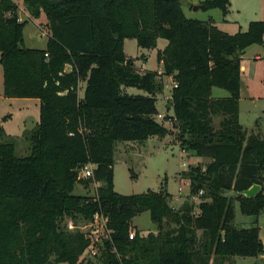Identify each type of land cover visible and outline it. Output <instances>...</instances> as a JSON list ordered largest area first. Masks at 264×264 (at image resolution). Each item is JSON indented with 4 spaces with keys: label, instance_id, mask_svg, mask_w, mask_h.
<instances>
[{
    "label": "trees",
    "instance_id": "trees-1",
    "mask_svg": "<svg viewBox=\"0 0 264 264\" xmlns=\"http://www.w3.org/2000/svg\"><path fill=\"white\" fill-rule=\"evenodd\" d=\"M22 1L30 19L43 15L47 42L43 49L25 47L27 20H19L15 0H0L3 96L39 101L27 156H16L14 144L1 141L0 126V264H93L80 256L90 245L96 212L107 217L109 232L95 264H207L210 253H263L257 226L232 225L233 199L223 192L236 193L243 214L264 211V137L248 132L238 116L241 56L264 41V20L230 34L210 18H187L180 0ZM229 5L230 0H203L199 8H219L226 16ZM126 38L146 49L166 40L156 60L176 85L168 102L173 114L165 120L180 131L183 150L209 159L204 169L190 166L187 173L190 194L202 190L196 214L185 202L173 210L167 191L114 190L115 143L168 134L155 118L158 73L136 70L123 50ZM127 87L145 94L128 93ZM212 87L228 95L213 97ZM218 114L215 129L212 116ZM88 162L92 176L79 177ZM92 182L100 184L93 196L73 193L76 183ZM252 184L261 186L254 196L241 194ZM144 211L159 231L144 236L136 230L130 239L131 219ZM66 216L70 228L60 223ZM78 219L89 225L86 231ZM170 223L176 227L163 231ZM196 230L204 238L202 254L194 247Z\"/></svg>",
    "mask_w": 264,
    "mask_h": 264
},
{
    "label": "rangeland",
    "instance_id": "rangeland-1",
    "mask_svg": "<svg viewBox=\"0 0 264 264\" xmlns=\"http://www.w3.org/2000/svg\"><path fill=\"white\" fill-rule=\"evenodd\" d=\"M182 10L187 18L207 20L212 19L216 26L224 31L233 34L237 31H245L247 25L253 20H264V0H232V6L227 16H223L219 8L202 10L195 8L203 0H180ZM17 4V14L19 20H27L23 28V45L30 48L43 49L47 42V28L43 15L38 19H30L29 13L22 0H15ZM223 18L228 19V23L223 22ZM166 40L158 39L157 46L154 49L141 48L136 40L127 38L124 41V51L134 60V67L139 72L157 71L156 80L161 85V90L156 93V107L159 110L155 116L158 122H162L168 129V134L164 137L153 136L143 142L122 141L114 145L113 159V183L114 190L120 194H140L147 190L170 191L178 193V201L169 193L167 198L169 206L173 210L184 202L192 207L191 214L198 212V201L194 195L189 192L190 179L188 171L190 166H199L205 168L209 159L207 157L196 158L188 150H183L181 146L180 131L174 127L171 121L165 120L168 116V102L171 97V89L174 81L171 75L163 72V67L158 72V62L156 60V48H162ZM255 53L260 54L259 59H255ZM239 82L240 98L239 122L247 131H253L259 136L264 137V44L256 48L246 50L241 59ZM2 68L0 65V126L4 128L1 137L2 142H11L14 144V153L16 156L24 157L31 152V135L39 117V105L27 101L26 98H6L3 96ZM84 84L81 82L79 95L83 93ZM127 92L131 94H145L143 90L135 87H127ZM212 96L228 95V92L222 88L214 87ZM172 113V112H171ZM6 116V117H5ZM5 117V118H4ZM222 115L212 116V124L215 129L219 128ZM256 120V121H255ZM26 122L28 127H23ZM3 126H2V125ZM252 127V128H251ZM253 129V130H250ZM85 167L91 168V163H85L79 169V177H82L80 170ZM263 183L262 192L264 193V169L262 172ZM185 180H180V178ZM100 184L92 182L88 186L76 183L73 193L77 195L93 196L96 188ZM225 195L233 199L234 218L232 225L235 227H258V238L261 243L263 253L256 256H238L233 255L227 258L215 257L209 254L207 264H264V211L259 215L243 214L239 210L237 201L234 199L236 193L232 190L224 191ZM78 219L77 225L81 231H86L88 226H84ZM92 220V232L90 234V245L85 250L80 259L90 260L93 264L99 261V251L102 241L107 237L108 230L103 227L104 219ZM165 222V219L163 220ZM61 224H66L68 228L72 225V220L66 216L62 218ZM163 231L168 228L176 227L170 223L169 227L163 225ZM129 230H138L140 235L148 233L157 234L159 228L150 219L149 212L144 211L136 215L131 222ZM197 243L195 248L204 253L200 247L204 241L202 231L195 232ZM66 264V263H59Z\"/></svg>",
    "mask_w": 264,
    "mask_h": 264
},
{
    "label": "crops",
    "instance_id": "crops-1",
    "mask_svg": "<svg viewBox=\"0 0 264 264\" xmlns=\"http://www.w3.org/2000/svg\"><path fill=\"white\" fill-rule=\"evenodd\" d=\"M232 0H230V5H229V11H228V13L226 14V16L229 14V12H230V8H231V6H232ZM223 22L225 23V24H227L228 23V19H225V18H223ZM220 30H222V31H224L222 28H220L219 26H217ZM226 32V31H225ZM228 33V32H227ZM127 39V38H126ZM125 39V40H126ZM124 40V41H125ZM166 44V43H165ZM165 44H164V46H165ZM264 44V41L261 43V44H252V45H250V46H248L245 50H244V52H243V54L245 53V51L246 50H249V49H251V48H256V47H258V46H262ZM163 46V47H164ZM162 47V48H163ZM162 48H156V50L157 49H162ZM154 49V48H153ZM123 50H124V42H123ZM124 53H125V51H124ZM126 54V53H125ZM243 54H242V56H243ZM127 56H129L128 54H126ZM242 56H241V59H242ZM254 58L255 59H259L260 58V54H258V53H255V56H254ZM158 72H160V68L162 67V65H161V63H158ZM241 68H243V65L240 67V69ZM213 88L214 87H212L211 88V94H212V91H213ZM3 91V90H2ZM126 91H128L127 90V88H126ZM212 96V95H211ZM213 97H225V95H215V96H213ZM12 99V98H11ZM26 100L27 101H31V102H34V104L35 105H39V101H38V99H35V98H26ZM157 108V107H156ZM157 110H158V108H157ZM238 111H239V114H238V116H239V118H240V109H239V102H238ZM172 112V108H168V115H172L173 114V112ZM158 113H159V110H158ZM38 120H39V117H38V119L35 121V124L38 122ZM256 121V120H255ZM25 122V121H24ZM2 125V124H1ZM3 126V125H2ZM165 127H166V125H164ZM23 127H25V128H27L28 127V124H26V122L23 124ZM3 128V127H2ZM252 128V127H251ZM3 130H4V128H3ZM250 130H253V129H250ZM193 157H196V158H199L198 156H195V155H193ZM113 177H114V173H113ZM180 178V177H179ZM180 180H185V181H187V179H185V178H180ZM113 187H114V183H113ZM167 192L168 193H170V194H172L173 195V197L175 198V200H177L178 201V193H172V192H170V191H168L167 190ZM179 202V201H178ZM181 205H179L177 208H179ZM135 217V216H134ZM133 217V218H134ZM132 218V219H133ZM132 219H131V222H132Z\"/></svg>",
    "mask_w": 264,
    "mask_h": 264
},
{
    "label": "built area",
    "instance_id": "built-area-1",
    "mask_svg": "<svg viewBox=\"0 0 264 264\" xmlns=\"http://www.w3.org/2000/svg\"><path fill=\"white\" fill-rule=\"evenodd\" d=\"M175 85L176 84L174 83L173 86H175ZM80 174H81L82 177L92 176V167L91 168L85 167V169L80 170ZM200 194H202V190H199L198 194L194 196L195 200L198 201V202L200 201V199H199V195ZM94 218H95V220L96 219H99V220L100 219L101 220L104 219L105 221H102V223H103V227L106 229L107 217H105L102 214H99V213L96 212L93 215V219ZM91 232H92V230H91ZM91 232H90V234H91ZM134 234H135V231L129 230L128 237L131 239V238H133Z\"/></svg>",
    "mask_w": 264,
    "mask_h": 264
},
{
    "label": "water",
    "instance_id": "water-1",
    "mask_svg": "<svg viewBox=\"0 0 264 264\" xmlns=\"http://www.w3.org/2000/svg\"><path fill=\"white\" fill-rule=\"evenodd\" d=\"M195 8H199V5H197ZM70 66H67V69H69ZM261 186L258 184H252L247 189H244L241 191V194L245 195L246 197H252L254 196L259 190Z\"/></svg>",
    "mask_w": 264,
    "mask_h": 264
}]
</instances>
